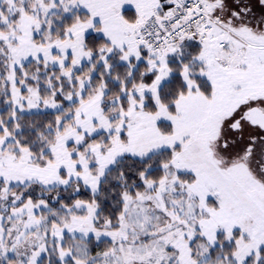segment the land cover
<instances>
[{
    "label": "snow or ice",
    "instance_id": "1",
    "mask_svg": "<svg viewBox=\"0 0 264 264\" xmlns=\"http://www.w3.org/2000/svg\"><path fill=\"white\" fill-rule=\"evenodd\" d=\"M0 264H264V0H0Z\"/></svg>",
    "mask_w": 264,
    "mask_h": 264
}]
</instances>
